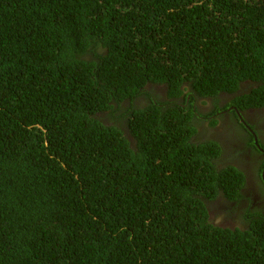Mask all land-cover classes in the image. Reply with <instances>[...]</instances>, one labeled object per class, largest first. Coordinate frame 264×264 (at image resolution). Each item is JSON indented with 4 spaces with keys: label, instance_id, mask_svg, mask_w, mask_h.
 Wrapping results in <instances>:
<instances>
[{
    "label": "trees",
    "instance_id": "trees-1",
    "mask_svg": "<svg viewBox=\"0 0 264 264\" xmlns=\"http://www.w3.org/2000/svg\"><path fill=\"white\" fill-rule=\"evenodd\" d=\"M230 105L264 106V0H0V264H264L198 136Z\"/></svg>",
    "mask_w": 264,
    "mask_h": 264
},
{
    "label": "flooded vegetation",
    "instance_id": "flooded-vegetation-1",
    "mask_svg": "<svg viewBox=\"0 0 264 264\" xmlns=\"http://www.w3.org/2000/svg\"><path fill=\"white\" fill-rule=\"evenodd\" d=\"M211 100L213 101L214 99L211 98ZM228 107L224 112H227L228 109H235L238 112V122L245 126L246 132H238V130L234 128L236 127L235 125H230L226 133L222 136L223 139H217L223 150L221 160H223V162L233 163V165L240 168L245 174V186L241 188L244 197L239 200L238 208L240 209L249 204L251 208L257 207L264 209V106L250 107L241 112L233 105ZM223 117L224 123L231 119V116L228 114H225ZM234 121L236 122V120ZM204 123H202L198 131L199 138L206 139L207 137H214V129L208 128V122ZM237 129L242 128L239 127ZM206 130H208L209 133H207ZM206 135L208 136L205 137ZM249 135L252 138V145L246 144L245 138L248 137L249 139ZM223 198L224 197H221L220 199ZM219 201L220 200L216 198L207 201L209 205V218L211 222L217 226H230L233 222L237 221L241 212H239L240 210L238 208V212L230 210L231 205L235 203L234 201L225 200V202L222 203H219Z\"/></svg>",
    "mask_w": 264,
    "mask_h": 264
},
{
    "label": "rangeland",
    "instance_id": "rangeland-1",
    "mask_svg": "<svg viewBox=\"0 0 264 264\" xmlns=\"http://www.w3.org/2000/svg\"><path fill=\"white\" fill-rule=\"evenodd\" d=\"M249 90V88L247 89ZM207 102H208V99H206ZM210 103V102H209ZM202 108L204 111H208V103L207 105H202ZM224 118V117H223ZM223 118H221L219 120V122L214 126V133H215V136L212 137V138H215V139H223V135L226 133V128H225V123H224V120ZM262 135H263V130H262ZM204 138H202L201 140H203ZM226 139V138H225ZM233 148H236V147H233ZM235 151H238V150H235ZM231 214H235V213H231Z\"/></svg>",
    "mask_w": 264,
    "mask_h": 264
}]
</instances>
